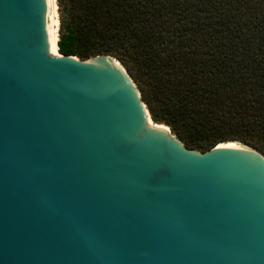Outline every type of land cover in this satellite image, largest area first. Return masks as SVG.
<instances>
[{
    "label": "water",
    "instance_id": "95a60500",
    "mask_svg": "<svg viewBox=\"0 0 264 264\" xmlns=\"http://www.w3.org/2000/svg\"><path fill=\"white\" fill-rule=\"evenodd\" d=\"M0 264H264V155L186 149L115 58L55 54L48 0H0Z\"/></svg>",
    "mask_w": 264,
    "mask_h": 264
},
{
    "label": "trees",
    "instance_id": "16d2710c",
    "mask_svg": "<svg viewBox=\"0 0 264 264\" xmlns=\"http://www.w3.org/2000/svg\"><path fill=\"white\" fill-rule=\"evenodd\" d=\"M57 53L115 58L188 150L264 155V0H56Z\"/></svg>",
    "mask_w": 264,
    "mask_h": 264
},
{
    "label": "bare ground",
    "instance_id": "6f19581e",
    "mask_svg": "<svg viewBox=\"0 0 264 264\" xmlns=\"http://www.w3.org/2000/svg\"><path fill=\"white\" fill-rule=\"evenodd\" d=\"M48 2H49L52 24H53V46H54L55 54L57 55V47H56L57 29H58L57 5H56V0H48ZM227 144H237V143L227 142L226 145Z\"/></svg>",
    "mask_w": 264,
    "mask_h": 264
},
{
    "label": "rangeland",
    "instance_id": "374dc122",
    "mask_svg": "<svg viewBox=\"0 0 264 264\" xmlns=\"http://www.w3.org/2000/svg\"><path fill=\"white\" fill-rule=\"evenodd\" d=\"M57 18H58V12H57Z\"/></svg>",
    "mask_w": 264,
    "mask_h": 264
}]
</instances>
